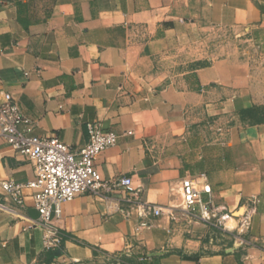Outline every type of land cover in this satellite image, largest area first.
Segmentation results:
<instances>
[{"label":"crops","instance_id":"crops-1","mask_svg":"<svg viewBox=\"0 0 264 264\" xmlns=\"http://www.w3.org/2000/svg\"><path fill=\"white\" fill-rule=\"evenodd\" d=\"M263 1L0 0V102L74 147L88 122L118 132L96 166L133 177L64 202L51 250L34 190L23 206L5 197L0 264H264ZM202 174L211 221L183 200L182 178ZM8 178L36 171L0 132L1 197Z\"/></svg>","mask_w":264,"mask_h":264},{"label":"built area","instance_id":"built-area-1","mask_svg":"<svg viewBox=\"0 0 264 264\" xmlns=\"http://www.w3.org/2000/svg\"><path fill=\"white\" fill-rule=\"evenodd\" d=\"M86 126L88 141L74 147L57 134H33V121L23 113L20 104L10 93H5L3 102H0L1 134L18 154L32 161L36 171V179L27 184L19 183L14 178L2 180L4 197L0 196V207L15 212L17 206L24 205L23 188H32L34 207L39 212L38 223L44 227L43 240L48 250L61 245L60 229L55 221L61 217L64 202L84 192L98 193L118 187L133 190L132 176L104 179L96 166L98 154L117 144L121 135L103 128L99 122H88ZM127 133L130 135L133 131L128 130ZM181 183L184 204L191 216L204 221L217 217L212 187L206 174L187 175ZM5 197L11 198L16 207L7 204ZM152 211L155 215H161L164 207L154 205ZM230 216L232 214L226 213L221 218Z\"/></svg>","mask_w":264,"mask_h":264},{"label":"rangeland","instance_id":"rangeland-1","mask_svg":"<svg viewBox=\"0 0 264 264\" xmlns=\"http://www.w3.org/2000/svg\"><path fill=\"white\" fill-rule=\"evenodd\" d=\"M242 211V210H241ZM241 211H239V212H236V215H240L241 213ZM230 226H232V223H230ZM130 264H141V263H138L137 261H135V262H131Z\"/></svg>","mask_w":264,"mask_h":264},{"label":"water","instance_id":"water-1","mask_svg":"<svg viewBox=\"0 0 264 264\" xmlns=\"http://www.w3.org/2000/svg\"><path fill=\"white\" fill-rule=\"evenodd\" d=\"M35 211H36V213H37V216L39 217V212L36 210V209H34Z\"/></svg>","mask_w":264,"mask_h":264},{"label":"bare ground","instance_id":"bare-ground-1","mask_svg":"<svg viewBox=\"0 0 264 264\" xmlns=\"http://www.w3.org/2000/svg\"><path fill=\"white\" fill-rule=\"evenodd\" d=\"M242 212H243V210L240 213H242Z\"/></svg>","mask_w":264,"mask_h":264}]
</instances>
